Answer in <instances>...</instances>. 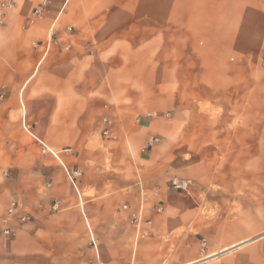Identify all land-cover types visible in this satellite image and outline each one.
<instances>
[{"label":"crops","instance_id":"obj_1","mask_svg":"<svg viewBox=\"0 0 264 264\" xmlns=\"http://www.w3.org/2000/svg\"><path fill=\"white\" fill-rule=\"evenodd\" d=\"M12 1L0 220L15 200L31 221L0 264H264V0ZM50 27L73 28L69 53ZM206 142L234 170L203 174Z\"/></svg>","mask_w":264,"mask_h":264},{"label":"built area","instance_id":"obj_2","mask_svg":"<svg viewBox=\"0 0 264 264\" xmlns=\"http://www.w3.org/2000/svg\"><path fill=\"white\" fill-rule=\"evenodd\" d=\"M13 6L14 3L12 0H0V27L4 25L5 13ZM45 7H46V3L45 2L41 3L36 8L33 9L31 16L33 18H39L44 12ZM72 34H73V28L66 27L65 35L63 37H57L54 27H50L47 31V39L44 44L45 50L49 51L52 48H59L63 53H69L72 50V44L69 40L70 37H72ZM83 49L89 53L92 52V49L89 45H85ZM103 123H105L107 126L111 125V122L107 119H104ZM102 132L104 136L109 135L108 134L109 131L107 128H105ZM157 143H158L157 138L155 137L150 138L147 142L144 151L146 149L152 148ZM66 175L68 179H70L73 182V180L78 174L76 171H72V172L66 171ZM3 177H8V174L3 173ZM188 184L189 182L184 179H174L170 182V187H172L173 189L179 192H186L188 190ZM122 209L127 210V207L123 206ZM51 210L53 212L56 211L57 205L53 204L51 206ZM30 221H31V217L28 214L22 213L20 211L18 203L15 200L10 201L5 210L4 216L0 220V240L11 239L14 235V230L17 226H21ZM131 223L134 224L135 226H139L141 221L138 216L132 215ZM147 224L149 223L147 222ZM204 245H205V241L202 242V246Z\"/></svg>","mask_w":264,"mask_h":264},{"label":"rangeland","instance_id":"obj_3","mask_svg":"<svg viewBox=\"0 0 264 264\" xmlns=\"http://www.w3.org/2000/svg\"><path fill=\"white\" fill-rule=\"evenodd\" d=\"M191 159L201 167L203 174H210L213 180L225 171L234 170L235 166L234 158L227 157L218 142L201 143V150Z\"/></svg>","mask_w":264,"mask_h":264}]
</instances>
